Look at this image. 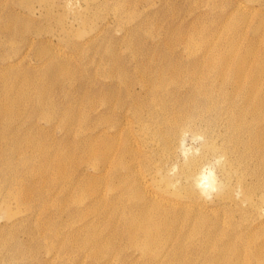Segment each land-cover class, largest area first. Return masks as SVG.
<instances>
[{
    "label": "rangeland",
    "instance_id": "obj_1",
    "mask_svg": "<svg viewBox=\"0 0 264 264\" xmlns=\"http://www.w3.org/2000/svg\"><path fill=\"white\" fill-rule=\"evenodd\" d=\"M240 2L246 10L229 16ZM262 14L264 0H0V264H98L92 233L122 251L115 264L146 263L123 220L148 214L132 194L172 206L163 242L190 248L204 228L217 246L263 242L264 156L246 151L228 113L206 97L225 107L222 92L198 91L218 88L214 80L186 75L185 91L169 82L171 64L184 71L196 56L182 35L222 38L224 52L226 39L245 32L261 50ZM89 139L115 145L109 170L95 168ZM131 164L139 170L128 177ZM178 199L202 203L203 214ZM186 253L194 264L216 262Z\"/></svg>",
    "mask_w": 264,
    "mask_h": 264
},
{
    "label": "bare ground",
    "instance_id": "obj_2",
    "mask_svg": "<svg viewBox=\"0 0 264 264\" xmlns=\"http://www.w3.org/2000/svg\"><path fill=\"white\" fill-rule=\"evenodd\" d=\"M233 9L234 11L229 12V16L231 17L236 16L235 13L237 12H244L246 10L245 5L243 6L241 2L235 3ZM247 15H244L242 19L251 16ZM228 28L234 30L235 26L229 25ZM195 30L196 29H194L192 37H190L192 33H189L187 35H182L180 40L184 43L190 42L189 46L192 50L191 52L196 56L189 61L191 63L189 65L191 66L184 71L177 69L175 62L171 64L170 69L173 72L170 74L169 82L179 88V90L185 91L187 89L182 90V87L185 86L187 83H185V81H188L190 77L193 78L195 82H199L203 77L209 79L210 82L214 80L213 82H216L218 88L212 87L211 84H206L201 90L198 89V91L208 95L213 94L214 91H220L225 95L222 96L226 102L225 107L221 106L218 97L216 99L213 96L206 97L214 100L215 103L213 106L215 109L228 113L230 125L243 134L238 142L243 144L246 151L255 152L254 155L252 152L249 153L258 161L260 158L259 155L264 156V49H257L255 47L256 41L250 39L244 32L240 42L235 38L226 39L224 41L225 51L219 52V44L222 43V38H206L200 35L199 30ZM256 30L259 31V34L264 33V14L259 17ZM258 39H260V37H258ZM197 51H199V53ZM186 75L190 77L185 80L187 77ZM201 75H203V77ZM230 83H232V89H228V84ZM195 86L196 90L198 86ZM239 93L242 95H239ZM0 112L2 117L7 115V106L5 104L0 106ZM125 117H127V115H125ZM91 140L92 139L87 140L89 155L98 159L99 163L95 168L98 172L109 170V168L114 165L113 151L115 145H106V142H103L99 143L98 146V143ZM123 162L124 160L118 162L116 165L117 171L121 170L119 166L123 164ZM57 166L60 172L64 171V162L62 160L57 163ZM138 170L139 168H137L136 165L131 164L128 166L127 171L123 173L130 177V175L133 176L137 174ZM103 176L100 177L101 180L106 179V176ZM121 178L126 179L124 177ZM135 179L138 180L140 186L149 184L145 175H141L140 178ZM87 190L88 188H82L84 193ZM169 193L170 198H175L174 196L177 197L178 195L180 196L179 192L176 191ZM155 198H157V196L153 197L150 195L148 197L145 195L135 197L132 194L131 199L140 201V207L143 210L147 209L148 214H143L139 217L127 213L123 215V220L128 226L129 237H131L136 248H138L144 256L148 257L144 264H194L192 260L194 257H185L182 255L183 253L187 255L186 252L198 255V257L202 259H210L212 256H215V264H245L242 259L247 258V253H250L258 255L259 259H261L259 264H264V241L257 245L254 242L248 241L251 246L248 250H243L238 246L234 247L228 243L217 246L209 243V239H203V237H207L205 228L197 232V234H203L205 236L199 239V242L198 240L194 241L196 243L190 248H184L183 244L180 245L176 241L168 240L163 242V240L172 237V234L164 235V228H169L170 224L173 222V218L168 214L172 206H168L167 202H162V200H156ZM124 199V194H122L117 200L112 201L115 210L119 209ZM177 203H183L182 205L187 206L186 208L189 210L200 211L196 213L203 214L202 209L204 205L200 202H189L185 199H178ZM153 208L155 210H158V208L162 209V212L165 214L158 215L155 211H152ZM195 217L194 221L197 219L196 215ZM138 233H141L144 237L141 243L136 242V235ZM86 242L91 245L94 257L96 261L99 262L98 264H115L117 260L121 259L122 251H113L116 245L114 246L112 242L104 243L103 238L101 239L99 237V233L90 234ZM105 246L109 249L105 248ZM160 246L163 247L161 250H159ZM110 249L112 250L109 251ZM233 260L235 262H233Z\"/></svg>",
    "mask_w": 264,
    "mask_h": 264
}]
</instances>
